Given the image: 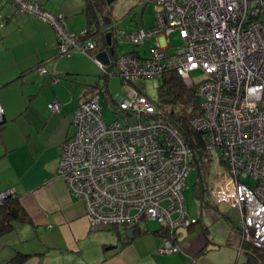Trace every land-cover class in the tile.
Segmentation results:
<instances>
[{
    "label": "built area",
    "instance_id": "built-area-1",
    "mask_svg": "<svg viewBox=\"0 0 264 264\" xmlns=\"http://www.w3.org/2000/svg\"><path fill=\"white\" fill-rule=\"evenodd\" d=\"M6 1L54 29L61 57L82 52L107 73L96 58L102 50L98 42L84 39L86 28L70 30L63 14L39 0ZM152 2L153 26L113 30L116 47H140L154 39L148 53L116 52L110 61L126 87L125 94L107 100L115 118L103 117L100 92L79 103L72 116L74 132L62 147L59 174L83 201L91 229L154 222L170 234L158 252H180L178 231L196 220L188 218L183 194L196 168L195 153L177 127L157 118L158 105L134 85L175 71L188 87H196L202 113L191 124L224 166L209 184L211 200L239 210L241 254L245 243L264 250V0ZM174 32L180 43L170 51L168 36ZM37 70L47 73L43 66ZM197 70L204 76L195 81L192 72ZM61 106L58 100L48 104L53 113ZM3 113L0 100V124ZM9 195L16 192L0 193V202Z\"/></svg>",
    "mask_w": 264,
    "mask_h": 264
},
{
    "label": "crops",
    "instance_id": "crops-1",
    "mask_svg": "<svg viewBox=\"0 0 264 264\" xmlns=\"http://www.w3.org/2000/svg\"><path fill=\"white\" fill-rule=\"evenodd\" d=\"M39 2L74 25L67 15L80 10L75 0ZM58 56L56 33L47 22L0 0V193L14 190L30 217L0 236V264H195L216 244L200 228L182 242L178 232L181 251L175 254L158 252L164 236L155 232L161 226L151 227L154 222L138 224L137 232L147 231L140 234L133 226L91 229L83 201L72 195L58 168L62 145L74 132L73 112L93 95L62 78L67 69ZM41 66L46 74L37 70ZM103 98L107 102L105 92ZM54 100L62 106L53 113L48 104ZM212 205L218 204L211 200Z\"/></svg>",
    "mask_w": 264,
    "mask_h": 264
},
{
    "label": "rangeland",
    "instance_id": "rangeland-1",
    "mask_svg": "<svg viewBox=\"0 0 264 264\" xmlns=\"http://www.w3.org/2000/svg\"><path fill=\"white\" fill-rule=\"evenodd\" d=\"M75 1L80 6V10L75 15H67V23L74 22V25L70 24V27L68 24L67 25L70 30L78 33L86 27L87 18L86 15L81 12L84 0ZM107 5L110 8V25L113 30H132L142 26L151 27L154 25L155 5L152 0H115L113 3ZM71 18H74V20ZM98 39H100V37ZM168 40L171 45L170 51L180 43V38L177 32L171 33L168 36ZM153 44V38L146 41L144 45L140 47H133L126 43H120L117 46V52L124 53L131 52L132 50L138 51L145 49L146 53H148ZM143 51L144 50H142V53ZM58 57H60V55ZM62 58V69H67L62 70L66 71V73H62V78L66 79V81H70L75 90H79L81 93L84 91L86 93L87 91L86 94L94 95L97 92L96 88L105 81L103 78L104 72L99 65L89 55L82 52H75L70 57ZM71 71H74V74H72ZM114 72L115 67L112 68V73ZM203 76L204 72L202 70L192 72V77L195 81L202 79ZM108 77L109 88L106 93V99L110 98V96L116 97L118 94H125L126 87L124 86L121 77L117 74H112ZM162 82V78H156L136 81L134 85L142 88L144 93L158 105L159 103H163L161 101L159 88ZM101 104L102 114L105 120L111 121L114 119L115 114L110 111L112 104H108L104 98H101ZM71 135L72 132L69 137ZM205 154L206 157L208 154L210 158L208 172L206 174V181L209 187L213 177L216 174L221 173L224 166L220 162L218 152L215 150L207 151ZM198 175L199 170L194 168L189 174L187 186L183 191L187 215L190 220L200 218L208 226L209 235L212 241L216 244H214L215 247L213 249H206L199 254L198 257H196V260H194L195 264H238L239 248L242 243L241 214L238 209L234 208L227 202H223L219 205H212L210 207L211 197L208 188L203 200L205 204L207 203L209 206L201 214L202 208L194 190ZM151 227H157V224H151ZM198 259L200 263L197 262Z\"/></svg>",
    "mask_w": 264,
    "mask_h": 264
},
{
    "label": "trees",
    "instance_id": "trees-1",
    "mask_svg": "<svg viewBox=\"0 0 264 264\" xmlns=\"http://www.w3.org/2000/svg\"><path fill=\"white\" fill-rule=\"evenodd\" d=\"M84 1L83 12L87 17L85 27L87 34L84 36V39L94 38L100 48L107 51L113 48L114 53L111 54L113 59L116 55L117 47L113 39V28L110 25V8L105 0ZM107 21H109V24H107ZM108 32L112 33L111 46L107 43L106 35ZM99 37L100 39H98ZM112 68L113 64L107 66V73L103 75L105 81L98 87V92L102 96H104V92H108V76L112 74ZM162 79L163 82L159 88L163 103L158 104L159 112L157 118H162L177 127L186 143L193 149L195 153V165L199 170L194 190L201 208H204L207 205L203 199L208 188L206 174L208 172L210 158L208 154L207 157L205 154L207 149L202 133L196 131L191 124V120L202 113V100L196 93V87H188L175 71L167 72ZM28 221H30V217L21 204L17 194L16 196L9 195L0 202V236L13 230L15 223ZM133 228L135 229V234L147 232H137V225L133 226ZM197 228L203 230L207 240L210 242L209 228L201 219H196L194 223L187 227V230L191 233ZM155 232L164 237L170 235L168 230L163 226ZM240 255L247 257V264H264V250L249 243L243 244V254Z\"/></svg>",
    "mask_w": 264,
    "mask_h": 264
},
{
    "label": "water",
    "instance_id": "water-1",
    "mask_svg": "<svg viewBox=\"0 0 264 264\" xmlns=\"http://www.w3.org/2000/svg\"><path fill=\"white\" fill-rule=\"evenodd\" d=\"M107 2V4H111L113 3L115 0H105ZM107 24H109V21H107ZM107 38V43L109 46H111L112 44V33L108 32L106 35ZM113 48L110 49V51L107 50H103L97 53L96 58L98 61H100L103 65L105 66H109L110 65V61H111V54H113ZM179 233L183 234V237L181 238V242L188 236V230L187 228H182L178 231ZM128 237L129 238H133V229L128 230L127 232ZM215 246L214 245H210L208 246V249H213ZM248 263V259L247 257H245L244 255H239V261L238 264H247Z\"/></svg>",
    "mask_w": 264,
    "mask_h": 264
}]
</instances>
